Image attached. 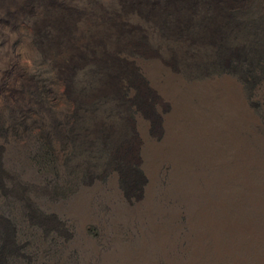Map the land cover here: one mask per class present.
Segmentation results:
<instances>
[{
    "label": "rangeland",
    "instance_id": "1",
    "mask_svg": "<svg viewBox=\"0 0 264 264\" xmlns=\"http://www.w3.org/2000/svg\"><path fill=\"white\" fill-rule=\"evenodd\" d=\"M36 1L0 31V264H184L201 193L172 161L149 167L173 103L139 63L188 85L237 86L264 135V0H120L143 8L128 45L105 22L60 30ZM82 4L100 13L71 0L67 22ZM195 171L202 187L215 175L205 159Z\"/></svg>",
    "mask_w": 264,
    "mask_h": 264
},
{
    "label": "bare ground",
    "instance_id": "2",
    "mask_svg": "<svg viewBox=\"0 0 264 264\" xmlns=\"http://www.w3.org/2000/svg\"><path fill=\"white\" fill-rule=\"evenodd\" d=\"M89 1L100 13L93 17L90 7L82 4L84 12L77 11L70 22L65 18L71 14V0H44L43 4L54 10L48 21L60 30L74 28L77 21L83 27L90 22H105L106 28L124 35L121 44L128 45L127 32L139 29L133 18L142 15L141 5L133 1L126 5L120 0ZM31 2L0 0V31L12 33L25 14L37 11ZM114 3L119 4L120 11H111L114 14L110 18L107 8ZM214 8L217 10L216 5ZM146 10V19H159V9ZM91 41L97 43L98 37H91ZM69 42L70 47L74 44L79 50L83 44L76 36ZM139 65L159 94L173 103L166 120L165 141L148 144L149 167L170 160L181 170L179 179L201 193L190 216L193 251L184 264H256L264 245V135L257 131L256 120L237 86L226 82L188 85L161 63ZM202 159L215 170L203 187L195 171Z\"/></svg>",
    "mask_w": 264,
    "mask_h": 264
}]
</instances>
